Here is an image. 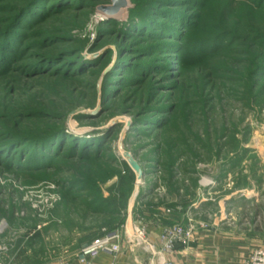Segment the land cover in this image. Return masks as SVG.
<instances>
[{"label": "trees", "instance_id": "16d2710c", "mask_svg": "<svg viewBox=\"0 0 264 264\" xmlns=\"http://www.w3.org/2000/svg\"><path fill=\"white\" fill-rule=\"evenodd\" d=\"M107 1L0 0V88L10 92L24 86L29 90L35 82L52 80L49 89L54 98L61 99L55 83L72 92L75 84L78 88L85 84L93 94V101L86 107L92 108L101 81L103 113L96 117L79 114L74 118L81 123H95L105 113L124 108L132 96H138L137 106L127 105L122 110L130 113L142 108L128 139L148 138L152 131L168 132L180 122L189 124L192 115L195 116L194 105L206 108L213 95L222 100L229 94L246 103V108L253 103L264 107V0H132L134 6L129 9L127 21L110 19L106 27L99 28L91 47L95 52L113 44L116 50L109 49L97 59L89 60L83 54L88 42L70 37L67 31L82 28L97 6ZM64 17L74 21H66ZM47 23L59 27L41 31ZM74 43L81 47H67L58 52L60 44ZM115 55L113 70L103 75ZM194 73L196 78L191 77ZM83 94L79 95L83 98ZM193 95L196 100L190 102L189 96ZM29 101V106L22 108L10 103L12 107L0 113V169L19 178L44 181L49 180L52 169L59 175L65 169L75 171L71 166L76 163L83 164L82 170L71 171L76 179L62 185L63 196L81 200L86 215L89 212L109 218L108 230L122 226L120 214L134 192L136 175L107 146L121 124L105 130L102 136L77 135L69 131L70 113L63 108L54 103L51 106L40 103L31 108L35 103ZM81 104L79 98L73 108ZM116 104H121L120 108L116 109ZM229 138L228 147L237 148L232 145L234 137ZM179 142L185 145L179 138L175 143L165 142L169 146L165 156L169 164L165 168L170 174L173 195H179L172 183L174 170L181 165V158L174 151ZM226 148L220 144L218 152L221 155L225 151L229 159L231 150ZM237 150L224 165L228 170L239 166L249 153L244 147ZM146 162L149 163L148 158ZM124 166L125 175L120 169ZM116 177L119 182L110 188V197H103L102 187ZM255 177L254 174V180ZM220 179L216 177L215 181ZM257 183L261 185L260 180ZM182 202L188 203L186 199ZM259 229L262 228H255L254 232Z\"/></svg>", "mask_w": 264, "mask_h": 264}, {"label": "rangeland", "instance_id": "374dc122", "mask_svg": "<svg viewBox=\"0 0 264 264\" xmlns=\"http://www.w3.org/2000/svg\"><path fill=\"white\" fill-rule=\"evenodd\" d=\"M129 2L130 8H132L134 6L132 0H129ZM110 6V0L99 4L91 16L81 25L82 28H72L67 31L70 37L88 42L83 54L89 60L97 59L109 49L116 50L115 45L108 44L98 51H91L93 43L97 40L99 28L101 26L106 27V23L112 19L100 11L103 7L109 8ZM130 8L125 9L121 16L116 17V20L127 21ZM62 19L66 21L73 20L67 17ZM77 20L75 22L79 23ZM79 20L82 21L83 19ZM55 26L59 27L56 23ZM56 27H53L52 23H47L42 27L41 31H53V28ZM108 27L110 28L111 26ZM34 39L38 40L40 38L34 37ZM78 44L74 43L73 46H70L71 44H60L57 49L58 52H61L69 47H81ZM95 55H98V57L94 58ZM114 58L112 65L104 71L103 75L110 68V71L113 70L117 55ZM191 77L196 78L197 75L194 73ZM183 78L185 79V77ZM183 78L181 82L185 83L186 80L184 81ZM193 80L196 82L195 79ZM38 81L40 82L41 80ZM50 83H52V80H42L40 83L35 82L33 87L28 85L29 90L23 86L10 92L7 88H0V113H6L5 109L12 107L10 103H17V105H21V108L22 106L26 107L31 99L35 103L34 106H30L31 108L40 105V103L49 104V106L54 103L58 108H63L65 113H70L67 119V126L70 132L77 135L93 136L92 134H96V136H102L105 130L121 124V128L109 139L107 146L112 147L120 162H126L123 156L125 152L136 155L135 159L142 165L147 175H150V179L154 178V181L157 180L154 195H157L160 201L172 199L171 195L174 192H172L169 184L170 174L165 168V165L169 164V159L165 157L169 146L167 148L165 142L168 145L169 143H175L179 138L184 141L185 145L179 142L174 148L175 155L181 158V165L174 170L173 175L175 174V177H172L174 179L172 183L176 186L180 195L179 199L192 201L193 199H187L196 197L201 191L202 195L212 201L210 204H212L211 207L214 211V208H219L220 201L227 196V193L230 191L248 190V187L256 186L258 184L257 181L260 180V189L262 191L261 208L263 207L260 213L261 220L253 224L251 214L255 213L254 209L244 204L241 210L233 211L232 215L234 216L231 217L234 218L237 228L245 232H254V228L260 222L264 226V107L259 108L257 104L253 103L251 104L252 108H246L244 106L246 103L236 101L229 94H225L222 100L215 98V95H213L212 99L209 96L211 100L206 104V108L202 109L201 106L203 105H194L196 106L195 116L193 117L192 115L189 124L180 122L177 128L170 129L168 132L152 131L151 136H148V138L145 136L143 138L131 137V139H128L130 131L134 127V119L141 115L142 108L132 109L130 113H122V110L127 105V107L137 106L138 96H132L125 102L124 108L116 110V113H105L95 123L87 121L81 123L74 118L76 115H73V113L85 110V113H78L77 115H90L98 107L102 108L101 81H99L98 86V99L95 100V106L92 108L86 107L93 101V94L85 84H82V87L79 86V88L75 84V89L72 92L61 83H55V88L61 93L59 96L61 99H59L54 98L51 93L50 89L52 86H49ZM236 88L238 87L236 86ZM80 93H84L83 98L79 95ZM79 98L82 100V104L73 108V104L79 101ZM125 98H127V95ZM194 100H196L195 95L189 96L190 102ZM195 103L201 104L202 102L196 101ZM119 105L121 104H116L115 108H120ZM204 124H206L207 128H204ZM225 132L227 134H222ZM229 137H234L232 145L237 147L235 148L236 150L244 147V149H248L249 153L239 166L228 170L224 165L232 158L235 152L233 147L231 150L227 145L230 140ZM197 143L200 144L198 145ZM220 144H225V148L227 147L225 150H231L229 159L226 158L227 154L225 151L223 152L224 154H219ZM201 147L204 149L202 150ZM184 150L187 151L186 154L181 155ZM153 151L156 152L153 154ZM147 158L149 163L146 162ZM128 166L126 165L127 168ZM71 167H74L75 171H79L82 170L83 164L76 163ZM126 167L120 168L124 175L127 171ZM71 171L77 172L65 169L63 173L58 175L52 169L50 176L47 177L49 180L38 181L36 178H19L14 173L0 169V226L3 225L4 228L3 237L1 236L0 239L7 241L6 243L10 244L13 247L12 249L16 250V253L18 252V258H25L27 260L26 264H38V261H36L38 257L46 259L44 264H59L58 261L56 262V258L59 257L57 255L65 249L68 250H65V252H72L71 241L75 239L76 233L82 234L87 239L104 233L109 228L106 226L109 218L89 212L86 215V207L82 205L81 200L76 199V201L71 196H63L62 185L65 182L76 179ZM134 174L136 175L135 172ZM254 174L256 176L255 180L253 179ZM216 177H221L220 181H215ZM118 182L119 180L116 177L104 185L102 187L103 197L109 198L110 188ZM134 186L135 190L136 183ZM75 194L73 193L74 196H76ZM256 209L255 211L257 212ZM36 236L38 240L34 238ZM261 238H264V235ZM66 242L70 243V247H65Z\"/></svg>", "mask_w": 264, "mask_h": 264}, {"label": "crops", "instance_id": "0c3cea01", "mask_svg": "<svg viewBox=\"0 0 264 264\" xmlns=\"http://www.w3.org/2000/svg\"><path fill=\"white\" fill-rule=\"evenodd\" d=\"M145 174L143 180L136 179V189L127 208L120 214L123 224L119 227L123 228L124 238L119 255L100 254L96 258L79 256L78 252L85 245L101 237L103 233L87 239L76 233L75 239L71 241L72 252H65V249L57 255L59 257L56 262L65 258L66 264H247L254 250L264 249V238H261L264 235V226L261 222L255 227L262 228L259 231L245 232L237 228L234 218L231 217L234 216L233 211L241 210L244 204L254 209L255 213L251 214L253 224L261 220V185L257 184L245 191H230L220 201L219 208H214L213 211L210 204L212 201L202 195L201 191L196 197L188 198L187 200H193L188 201L187 205L182 202L185 199H179L180 195L172 194V199L160 201L154 195L157 180L154 181V178L150 179V175L146 172ZM171 204L176 206L172 207ZM177 225L192 227L193 237L186 242L175 243L173 250L168 252L162 236L167 229ZM136 228L145 230V243L138 242ZM3 233L2 225L0 238ZM34 238L38 240L37 236ZM6 242L0 239V264H26L27 260L18 258V252ZM69 244L66 242L65 247H70ZM45 260L42 257L36 258L38 264L46 263Z\"/></svg>", "mask_w": 264, "mask_h": 264}, {"label": "built area", "instance_id": "2783aa9c", "mask_svg": "<svg viewBox=\"0 0 264 264\" xmlns=\"http://www.w3.org/2000/svg\"><path fill=\"white\" fill-rule=\"evenodd\" d=\"M140 185H144L143 182H139ZM54 199V198H52ZM55 200V199H54ZM137 240L139 243L146 242V232L142 228H136ZM193 237V228L183 227L177 225L169 228L162 236V240L165 243V249L168 252L173 250L174 244L177 242H186ZM124 234L122 227H116L109 229L103 233V235L95 239L92 243L85 245L78 255L83 258L91 257L96 258L100 254H106L110 256H117L122 252V242ZM67 259L59 260V264H66ZM162 264H170L163 262ZM247 264H264V249L259 248L254 250Z\"/></svg>", "mask_w": 264, "mask_h": 264}, {"label": "water", "instance_id": "95a60500", "mask_svg": "<svg viewBox=\"0 0 264 264\" xmlns=\"http://www.w3.org/2000/svg\"><path fill=\"white\" fill-rule=\"evenodd\" d=\"M110 1H111V6L109 8L103 7L100 12L104 15L110 16L112 19H116V17L121 16L124 10L130 8L131 6L129 0H110ZM97 57L98 55L94 56V58ZM110 70L111 68L108 71ZM84 111L85 110H79L78 112L73 113V115H77L78 113H85ZM101 112H102V108L98 107L95 111L90 113V116L93 117L99 116ZM123 156H124V160L129 164L130 168L136 173L138 180H143L146 174L142 165L135 159V156L129 152H125Z\"/></svg>", "mask_w": 264, "mask_h": 264}]
</instances>
